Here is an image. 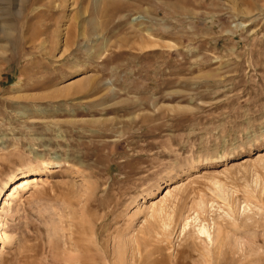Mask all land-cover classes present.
I'll return each mask as SVG.
<instances>
[{"label":"rangeland","instance_id":"obj_1","mask_svg":"<svg viewBox=\"0 0 264 264\" xmlns=\"http://www.w3.org/2000/svg\"><path fill=\"white\" fill-rule=\"evenodd\" d=\"M0 264H264V0H0Z\"/></svg>","mask_w":264,"mask_h":264},{"label":"bare ground","instance_id":"obj_2","mask_svg":"<svg viewBox=\"0 0 264 264\" xmlns=\"http://www.w3.org/2000/svg\"><path fill=\"white\" fill-rule=\"evenodd\" d=\"M40 182H41V178L39 177V175L31 176L30 178H25V179H22V180L16 182L14 185H12L10 187V191L6 192V194L4 195L5 198L2 201L1 209L7 208L10 205V200L15 199L18 196L19 191H25L30 186H35L36 184H39ZM168 194H169V191H167L166 195H168ZM203 228L199 232L204 234L205 229H203ZM204 235H206V234H204ZM208 237H209V235L207 234V238ZM209 240H210V238H209Z\"/></svg>","mask_w":264,"mask_h":264}]
</instances>
